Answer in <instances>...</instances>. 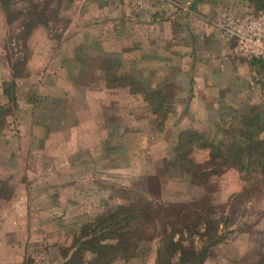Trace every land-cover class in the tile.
Instances as JSON below:
<instances>
[{
	"label": "rangeland",
	"instance_id": "1",
	"mask_svg": "<svg viewBox=\"0 0 264 264\" xmlns=\"http://www.w3.org/2000/svg\"><path fill=\"white\" fill-rule=\"evenodd\" d=\"M127 2L0 0V197L31 177L29 192L39 191L40 206L51 204L43 194L55 193V211L41 214L38 228L48 229L57 248L32 251L39 258L46 253L47 264H66L70 256L104 264L76 251L79 229L117 205L141 203L156 214L174 204L190 209L199 234L183 232L184 244L190 238L200 249L220 238L205 260L226 254L218 264H238L239 257L257 252L256 264H264V168L254 164L248 172L224 164L213 172L207 149L193 143L185 159L173 151L183 132L246 145L239 132L247 129L264 151V58L234 55L236 39L229 32L232 26L238 32L244 18L262 14L264 21V0L215 1L216 52L247 71L219 74L225 86L216 93L214 113L187 108L190 75L178 69L189 62L177 48L186 41L173 36L163 49L162 43L129 40L126 12L142 16L147 9L119 6ZM253 115L258 122L247 127ZM29 132L32 138L25 136ZM259 162L264 167V152ZM145 231L131 257L105 264H156L165 239L162 219Z\"/></svg>",
	"mask_w": 264,
	"mask_h": 264
},
{
	"label": "crops",
	"instance_id": "2",
	"mask_svg": "<svg viewBox=\"0 0 264 264\" xmlns=\"http://www.w3.org/2000/svg\"><path fill=\"white\" fill-rule=\"evenodd\" d=\"M163 1L167 7L163 8L162 4L152 0H128L127 7L119 5L136 11L137 5L141 4L147 9L143 11L142 16L135 12L130 15L126 12L130 30L128 39L149 45H151L150 43H162L163 49H166V42L168 46L171 45L169 41L173 36L186 41L183 45H177V48L180 49L179 54L183 56L182 58L186 59L185 62H189V66L186 65L185 68H183L182 62L178 69V71L187 72L190 75L189 84L193 96L187 103L189 104L187 108L189 111H195L199 108L197 106H205L204 112L214 113L215 108L213 106L216 105L217 101L216 93L225 86V82L218 79L219 74L229 71L231 74L238 75L242 71H247V68L244 70L237 65V62L233 63L234 61L226 59L223 53L216 52L219 30L215 23L216 18L212 19V15L217 9L216 0ZM159 5L161 8H158ZM151 47L153 46L151 45ZM152 55L153 53L145 54V57L149 58ZM150 63L149 60V67ZM7 72L4 71V79H7ZM190 118L191 115H189ZM205 118L204 115L198 116L195 121ZM77 125L78 123L71 128H76ZM71 128L69 131L72 136L73 130ZM33 135L29 132L25 136L32 138ZM28 179L31 181L26 182V184L24 182L19 183L9 195L0 197V264H47L48 261L45 257L48 255L46 253L39 258L37 253L32 251L41 246L47 250L57 248V243H54L55 240L52 236L50 237L48 229L38 228L39 216L41 214L50 216L55 211L56 203L53 202L56 199L55 193L43 194L46 197L45 200L51 201V204L40 206L41 194L39 191L29 192V185L34 186L35 184L32 177ZM58 199H62V196H58ZM69 200L70 198L63 197V201ZM75 230L76 228H65L67 232ZM262 249H264V244ZM259 257L257 252H247L239 257V261L236 263L256 264ZM227 259L226 254L218 257L209 256L203 264H218L221 260Z\"/></svg>",
	"mask_w": 264,
	"mask_h": 264
},
{
	"label": "trees",
	"instance_id": "3",
	"mask_svg": "<svg viewBox=\"0 0 264 264\" xmlns=\"http://www.w3.org/2000/svg\"><path fill=\"white\" fill-rule=\"evenodd\" d=\"M30 23L32 24V22ZM30 23L28 24L30 25ZM11 71L14 72L12 66ZM12 76L14 77V74ZM247 120V127L256 125L258 122L255 115L250 116ZM239 136L245 140L246 145H240L235 141L227 144L214 141L208 142L200 134L187 131V133L180 134L173 151L181 159H185V156L191 151L193 143L195 148L207 149L209 154L208 163L213 167V172L224 164H231L239 171H248L254 164H259L263 169V164L259 162L264 152L261 141L254 140L248 129L241 130ZM137 205L138 208H135L134 204L117 205L106 213L97 216L91 222L82 225L76 236V242L81 239L78 241L76 251H88L94 255L95 262L104 264L117 257H131L138 242L143 239L144 236L142 235H145V228L156 217L162 219V228L165 234V239L161 241L156 249V264H203L208 254V248L220 239L216 236L200 249L194 247L190 238L188 245H186L183 242V232L191 238L193 234H199L195 228V221H193L194 213L190 212V209L187 211L183 205L174 204L162 208V213L157 212L158 214H156L148 203ZM205 223L207 228L204 231L209 234L212 225L208 219ZM166 228H170L168 233ZM175 233L178 234L177 238H173ZM68 262L83 264L74 256H70L66 264Z\"/></svg>",
	"mask_w": 264,
	"mask_h": 264
},
{
	"label": "built area",
	"instance_id": "4",
	"mask_svg": "<svg viewBox=\"0 0 264 264\" xmlns=\"http://www.w3.org/2000/svg\"><path fill=\"white\" fill-rule=\"evenodd\" d=\"M237 20V19H236ZM235 22V21H234ZM240 30L237 27L229 29L235 35L236 42L232 47V53L247 58H264V29L263 15L257 19L244 18L239 21ZM232 23V22H230ZM236 26V25H235Z\"/></svg>",
	"mask_w": 264,
	"mask_h": 264
}]
</instances>
